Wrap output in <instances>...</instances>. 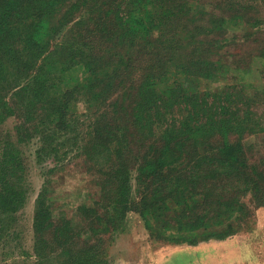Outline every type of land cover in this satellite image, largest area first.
<instances>
[{
    "label": "trees",
    "instance_id": "16d2710c",
    "mask_svg": "<svg viewBox=\"0 0 264 264\" xmlns=\"http://www.w3.org/2000/svg\"><path fill=\"white\" fill-rule=\"evenodd\" d=\"M197 1L0 0V124L18 120L16 142L0 140V237L1 219L26 201L19 145L34 139L39 164L53 163L33 216L38 264H106L104 236L129 210L152 220L155 238L172 228L223 238L247 195L264 205V158L250 159L243 143L264 134V114L252 109L264 87L252 95L199 87L216 69L207 50L216 41L205 37L241 14L231 0H211L210 11ZM222 4L227 18L215 14ZM74 155L99 198L55 220L49 173Z\"/></svg>",
    "mask_w": 264,
    "mask_h": 264
},
{
    "label": "rangeland",
    "instance_id": "374dc122",
    "mask_svg": "<svg viewBox=\"0 0 264 264\" xmlns=\"http://www.w3.org/2000/svg\"><path fill=\"white\" fill-rule=\"evenodd\" d=\"M201 1L207 4L209 10L211 0ZM231 1L239 9L241 18H236L233 23L205 37L216 41V46L207 47L214 54L210 56L211 61H215L216 69L214 78H200L199 87L210 92L252 95L258 88L264 87V0ZM199 5V1L193 0V6ZM215 14L227 18L230 11L226 4H222ZM200 22L203 26H212L206 18ZM263 101L252 104L257 114H264ZM237 105L240 106V102ZM79 107L76 109H82ZM17 121L15 116H11L0 124V140L16 142ZM263 142L264 134L261 133L243 138V143L250 146L247 149L250 159L260 161V156L264 158ZM19 147L25 165L24 176L20 180L27 189V197L15 214H5L1 219L6 230L0 237V264H38L33 253V216L38 193L47 179L43 172L52 167L53 163L46 161L39 164L35 157V139ZM49 176L52 183L48 198L55 220L62 216L72 218L80 202L92 205V201L99 198L95 177L75 155L66 158ZM131 183L133 196H139V187L134 177ZM248 197L243 199L247 209L235 223L236 231L223 238L217 237L214 229H211L207 232L199 231L193 239H188L187 232L179 234L173 228L155 238L149 231L152 220L129 210L118 227L104 236L102 246L106 264H248L250 253L259 248L251 244L255 239L249 234L257 231L258 238L264 237V205L257 206L256 201L250 202ZM50 262L45 260L44 264ZM255 263L264 264L257 259Z\"/></svg>",
    "mask_w": 264,
    "mask_h": 264
},
{
    "label": "crops",
    "instance_id": "0c3cea01",
    "mask_svg": "<svg viewBox=\"0 0 264 264\" xmlns=\"http://www.w3.org/2000/svg\"><path fill=\"white\" fill-rule=\"evenodd\" d=\"M264 209V208H263ZM251 238H254L255 240L251 243L255 247H259L253 249L252 253H250V257H248V264H257L255 263V260H260L262 263L264 262V237H259L258 238V232L254 231L249 234ZM255 241H258L255 243Z\"/></svg>",
    "mask_w": 264,
    "mask_h": 264
}]
</instances>
